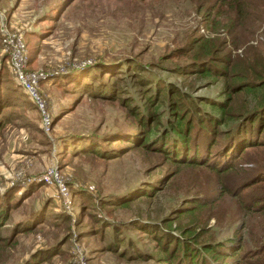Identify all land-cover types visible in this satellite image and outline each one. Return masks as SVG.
<instances>
[{
    "label": "rangeland",
    "instance_id": "1",
    "mask_svg": "<svg viewBox=\"0 0 264 264\" xmlns=\"http://www.w3.org/2000/svg\"><path fill=\"white\" fill-rule=\"evenodd\" d=\"M238 3L240 17L232 0H0V21L23 33L28 69L43 73L51 115L44 130L33 105L10 100L22 93L0 50V264H156L159 227L222 242L225 263L264 264V140L212 171L177 165L133 136L132 109L161 85L195 121L215 100L259 105L264 89L235 93V76L196 69L228 55L232 74L264 77V0ZM51 165L66 201L39 180Z\"/></svg>",
    "mask_w": 264,
    "mask_h": 264
},
{
    "label": "trees",
    "instance_id": "2",
    "mask_svg": "<svg viewBox=\"0 0 264 264\" xmlns=\"http://www.w3.org/2000/svg\"><path fill=\"white\" fill-rule=\"evenodd\" d=\"M232 1L234 5H231L230 8L235 9L237 17H240L241 11L246 9L247 5H240L238 1L241 0ZM219 61L221 64L210 63L207 65L201 63L202 65L196 69L202 70V74L205 76H209L212 72L222 78L231 79L235 76L230 82L232 87L235 88V93L242 92L254 95L257 91L264 89V77H258L261 72L255 74V79L250 81L244 74L235 72L236 69L232 71L235 73H231V66L228 65V62H230L228 55L222 57ZM160 87H164V89L155 87L151 90L152 95H145L142 102L146 101V103L144 102L140 107L132 109V113L136 115L134 124L136 123L141 128L134 133V142L145 148V150L152 149V151L172 160L177 165L207 164L210 165L207 168L212 171H218L217 167H221L219 170L222 171L232 167L233 162L239 156L237 151L252 147L253 144L264 140V128L260 132L257 131L264 121V96L261 97L257 107L244 111L232 110L225 99L223 101L215 100V106L209 105L211 113L202 109L199 111L202 116L197 117V121H195L193 120V115L196 116L195 112L187 113V108L180 101V97L175 95L173 89L171 91L167 90L165 88L168 87L167 85H161ZM19 88L22 94H19V98H17V95L12 93L10 100L24 99L33 105L37 111L36 106L27 94L21 87ZM163 90H165V93L161 92ZM161 93L162 99L157 102V97ZM155 101L156 104L151 107ZM162 103H165L167 112L164 123L161 128H158L159 119L162 116L159 113L158 105ZM148 104H150L151 112L145 111L149 107ZM148 119L152 122V126L147 123ZM90 151L100 153L102 156L106 155V153L99 152L96 149ZM66 185L69 189L67 183ZM197 200L200 203L201 199ZM6 206L7 203L0 204V227L8 220ZM30 229V225H24L17 230H12V232H24ZM152 235L158 242L159 254L156 256L158 257L156 264H233L225 263L224 256L219 253L222 242L207 240L199 242L200 236L194 230L179 231L178 234H175L169 228L159 227L158 234ZM234 244L235 248L231 253L233 257L238 255L237 250L239 249L236 248L235 241Z\"/></svg>",
    "mask_w": 264,
    "mask_h": 264
},
{
    "label": "built area",
    "instance_id": "3",
    "mask_svg": "<svg viewBox=\"0 0 264 264\" xmlns=\"http://www.w3.org/2000/svg\"><path fill=\"white\" fill-rule=\"evenodd\" d=\"M0 50L5 55L7 67L14 81L36 106L40 116V126L44 130H48L51 124V115L47 106V98L39 88V80L43 78V73L28 69V54L23 33L7 26L5 19L0 21ZM39 180L46 187L54 186L62 199L67 200L68 187L59 176L55 165H51L43 171Z\"/></svg>",
    "mask_w": 264,
    "mask_h": 264
}]
</instances>
